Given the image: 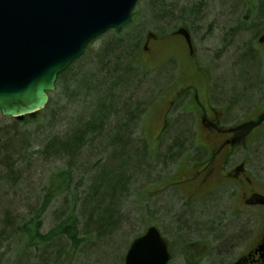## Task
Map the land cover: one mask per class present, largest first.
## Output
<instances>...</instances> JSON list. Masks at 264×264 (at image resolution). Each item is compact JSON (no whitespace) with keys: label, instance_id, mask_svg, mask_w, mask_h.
I'll list each match as a JSON object with an SVG mask.
<instances>
[{"label":"rangeland","instance_id":"374dc122","mask_svg":"<svg viewBox=\"0 0 264 264\" xmlns=\"http://www.w3.org/2000/svg\"><path fill=\"white\" fill-rule=\"evenodd\" d=\"M245 15H248L246 28L244 31L236 29L243 27ZM178 27L194 36L199 57L201 50L206 49L208 58H221L216 65H207V69L211 85L216 83V93L231 98V116L239 119L248 115L251 119L261 111L264 106V46L259 45L257 39L264 34L263 0H138L131 23L118 34L109 32L94 41L85 51L81 64L73 66L68 74V77L78 75L82 64H86V72H94L101 57H121V50L130 56L127 62L136 72L133 76L136 80L132 90L123 96L130 102L133 99L131 105L140 109V114L135 115L132 128L125 136L129 141L128 158L124 159L132 163L125 175L126 192L119 194L110 210L104 202L100 212L107 209L108 222L106 226L101 225L103 230L99 236L91 226L83 198L88 190L91 176L88 172L92 164L117 152L108 145L114 142L112 129H117L120 123L110 115L101 131L89 134L86 145L79 151L80 161L75 164L68 157L58 156L55 149L44 154L48 139L61 134L72 119L87 113V108L95 103V99L84 95L74 100L72 88L64 98L53 96V93L51 102L56 109L67 104L65 113L56 114V118L39 116L38 122L18 126V133L26 139L24 146L31 148L17 157L16 171L19 173L13 181L8 185L0 183V220L4 212L21 223L33 216L51 177L69 163L75 171L73 185L81 177L85 183L54 198L42 214L40 232L45 234L54 229L74 205L77 242L74 244L75 241L72 243L59 236L50 243L38 245L37 249L26 251L22 245L26 240L23 235L12 240L6 236L0 241V264H123L131 241L150 226L156 227L169 244L172 258L168 264H233L254 247L262 233L263 208L257 204L246 207L242 198L245 189L241 184L226 181L212 194L210 203H189L182 194L184 191L170 185L180 174L201 162L192 139L193 130L190 128L187 132L183 123L174 130L177 127L174 117L180 111L166 114L167 125L171 126L166 132L169 140L161 143L153 140L154 127L162 110H156L151 103L177 89L178 77H182L180 71L186 61L177 41L160 42ZM147 34L158 38L143 52ZM170 54L177 58L171 71L168 61H161ZM246 58L249 63H245ZM57 90H61V84ZM101 93L105 94L103 90ZM6 119L0 115V131L10 125V120ZM143 135L147 136L146 142ZM255 139L257 141L247 145L245 173L256 194L264 196V130ZM171 142L175 145L166 153ZM130 143L139 150L140 159L133 156L135 150ZM170 152L179 155L169 159ZM243 152L236 149L232 164L242 161ZM228 168L225 167L226 172Z\"/></svg>","mask_w":264,"mask_h":264},{"label":"trees","instance_id":"16d2710c","mask_svg":"<svg viewBox=\"0 0 264 264\" xmlns=\"http://www.w3.org/2000/svg\"><path fill=\"white\" fill-rule=\"evenodd\" d=\"M115 32L117 34L120 33V31ZM122 52L123 50L120 51L121 57L111 59H108L109 57H101L102 61L99 66L97 64L94 72H86V64H82L79 67L80 73L78 75L68 77L73 66L81 64L80 61L83 58L81 57L58 76L56 91L53 96H62L64 98L68 94V90L72 88V98L74 100L84 95L90 99H95V103L89 104L90 106L87 108L89 111L87 113L77 115L72 119L69 127L61 134L50 137L48 143L43 148L44 154L50 149H55L58 156L68 157L75 164V162L80 161L79 151L86 145L89 134L101 131L103 124L107 118L109 119L110 115L111 117L114 116L115 120L120 123L117 129H112L114 142L108 145V147L115 148L117 152L113 153L112 157L98 160L92 164L88 172L91 175L88 180V190L83 198L84 207L87 206L86 210H88V216L90 217V221H92L91 226L99 236L103 230L101 227L106 226L108 222L106 216L108 214L107 209L100 212L101 207L105 205L104 202H107L105 206H108V210H110L114 203L118 201L119 194L126 192L127 188H125L124 184L126 182L128 184V181H126L125 175L132 163L130 164L128 160L124 159V157L128 158L126 146H128L127 142L129 141V138L125 136L128 135L129 129L131 130L132 128L134 118L140 114V109L138 110L136 106L133 107L131 105L133 99L130 102V99L123 96L132 90L136 80L133 76L136 72L133 71V67L127 62L130 56ZM249 61L246 58L245 63H249ZM59 84H61V90H57ZM102 90L105 94L101 93ZM66 108L67 104L63 105L62 108L56 109L50 97L48 105L42 111L22 117L21 119H6L10 120V125L4 131H0V183L8 185L13 181L19 173L16 171L17 157L25 155L28 149L31 148L24 146L26 139L18 133V126L34 121L38 122L39 119L37 117L39 116L46 115L56 118L57 116L55 115L65 113ZM89 108L92 109L90 110ZM178 126L180 124L174 129L175 131ZM130 145L134 146L135 152L133 151V156H137L136 159H140L141 154L139 156V150L136 149L135 145L131 143ZM174 145V142H171V146H167L165 152H169L167 150ZM171 153L169 159L179 155L177 152ZM74 174L73 167L69 166L68 163L54 177H51L47 187L44 189L39 209L35 214H31L33 216L30 215L31 217L23 223L8 212H4L0 220V229L2 228L0 241L1 238L4 241L3 239L6 236L8 240H12L15 236L23 235L26 240L22 245H24L23 249L26 251L31 248L37 249L38 245L50 243L55 237L59 236L66 237L72 243L75 241L74 244H76L77 222L74 217V205L69 214L63 217L62 221L54 229L45 234L40 232L42 214L48 209L54 198L61 194H67L72 187L78 188L83 185L82 183H85L83 182L84 177H81L73 185Z\"/></svg>","mask_w":264,"mask_h":264},{"label":"water","instance_id":"95a60500","mask_svg":"<svg viewBox=\"0 0 264 264\" xmlns=\"http://www.w3.org/2000/svg\"><path fill=\"white\" fill-rule=\"evenodd\" d=\"M136 1L0 0V114L21 118L44 109L57 76L92 40L127 25ZM170 259L152 226L131 241L123 264Z\"/></svg>","mask_w":264,"mask_h":264},{"label":"flooded vegetation","instance_id":"af4514ba","mask_svg":"<svg viewBox=\"0 0 264 264\" xmlns=\"http://www.w3.org/2000/svg\"><path fill=\"white\" fill-rule=\"evenodd\" d=\"M247 16L245 15L243 18V27H236V29L244 31ZM178 31L180 33L176 34ZM184 31L190 36V47L186 42ZM190 34L184 28L178 27L170 35L160 39L162 43L177 41L182 47L186 61L180 71L182 77H178L177 89L163 95L164 97H159L160 101L156 100L151 103L156 110H162L159 122L154 127L156 128L154 142L161 143L162 140H169L166 137V132L171 126L167 125L166 114L180 111V114H176L174 117V124L183 123L187 132L190 131V128L193 130L192 139L199 150L198 155H201L200 163L186 173L180 174L177 180L170 185L179 191H184L182 194L185 195L189 203L194 201L210 203L212 194L226 181L239 183L245 189L242 198L246 207L260 205V202L264 201V196L256 194L254 191V185L245 173L247 169L245 166L247 167L248 164L247 145L250 142L253 143L254 140L257 141L255 137L264 130V106L251 119L248 115L239 119L231 116V98L224 93H216V83L211 85L207 69L208 66L216 65V62L221 58H208L206 49L201 50L202 55L199 57V52L194 45L195 38ZM156 38L154 36L145 41L144 52ZM257 43L264 46V34L258 37ZM175 60H177L175 54H170L161 61L162 63L168 61L169 71H171V65H175ZM180 74L178 73L177 76ZM152 134L153 132L150 133V135ZM236 149L244 150L243 159L240 163L232 164ZM225 167H229L227 172ZM262 207L264 212V206ZM261 228L262 233L258 236L254 247L233 264H264V220Z\"/></svg>","mask_w":264,"mask_h":264}]
</instances>
